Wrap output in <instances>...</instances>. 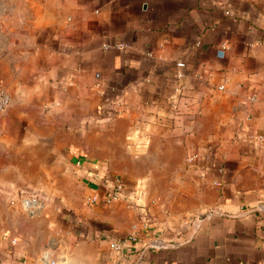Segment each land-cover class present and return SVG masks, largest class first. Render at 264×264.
I'll list each match as a JSON object with an SVG mask.
<instances>
[{
    "label": "crops",
    "instance_id": "0c3cea01",
    "mask_svg": "<svg viewBox=\"0 0 264 264\" xmlns=\"http://www.w3.org/2000/svg\"><path fill=\"white\" fill-rule=\"evenodd\" d=\"M0 89V264H264V0H0Z\"/></svg>",
    "mask_w": 264,
    "mask_h": 264
},
{
    "label": "built area",
    "instance_id": "2783aa9c",
    "mask_svg": "<svg viewBox=\"0 0 264 264\" xmlns=\"http://www.w3.org/2000/svg\"><path fill=\"white\" fill-rule=\"evenodd\" d=\"M116 49H122L125 46L122 44H117L114 46ZM109 47L104 46L103 49L107 50ZM218 56H223V50H218L217 52ZM176 66L178 68H182L184 66L183 62H177ZM176 76L179 78L181 77L180 73H177ZM176 92H179V87L175 89ZM253 100V97H252ZM10 103V95L8 94L7 91L4 89H0V113L4 112L7 107L9 106ZM194 159V156H189L187 158L188 162H191ZM123 187L122 184L119 182V180L114 181V185L111 189V192L104 198L105 202H110L113 200H117L122 197V192H123ZM88 202L93 203L97 200V196H91L88 199ZM22 207L25 209L26 212L31 213L32 211L36 210L35 208L40 205V201L35 198V197H27L26 199L21 201ZM210 214H207L208 216ZM109 248L112 250L113 253L115 254H120L121 249H122V244L117 241H112L109 243ZM264 263V259L263 262ZM109 264H115L114 260L111 261Z\"/></svg>",
    "mask_w": 264,
    "mask_h": 264
},
{
    "label": "rangeland",
    "instance_id": "374dc122",
    "mask_svg": "<svg viewBox=\"0 0 264 264\" xmlns=\"http://www.w3.org/2000/svg\"><path fill=\"white\" fill-rule=\"evenodd\" d=\"M119 182L120 183H122L120 180H119ZM27 197H22V198H18L19 199V202H20V205H21V207H22V204H21V201L22 200H24V199H26ZM38 199V198H37ZM88 204H90L89 202H88ZM41 205V204H40ZM40 205H38L35 209L37 210L38 208H40ZM23 208V207H22ZM24 209V208H23ZM25 210V209H24Z\"/></svg>",
    "mask_w": 264,
    "mask_h": 264
}]
</instances>
